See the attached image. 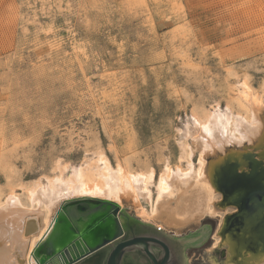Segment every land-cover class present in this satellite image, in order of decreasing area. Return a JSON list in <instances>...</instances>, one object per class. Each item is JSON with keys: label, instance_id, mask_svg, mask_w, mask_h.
<instances>
[{"label": "rangeland", "instance_id": "1", "mask_svg": "<svg viewBox=\"0 0 264 264\" xmlns=\"http://www.w3.org/2000/svg\"><path fill=\"white\" fill-rule=\"evenodd\" d=\"M243 87L264 106V0H0V200L151 174L149 197L141 187L119 203L158 227L137 204L149 208L166 172L197 165V122L249 119ZM217 223L161 230L209 225L187 264H224Z\"/></svg>", "mask_w": 264, "mask_h": 264}, {"label": "bare ground", "instance_id": "2", "mask_svg": "<svg viewBox=\"0 0 264 264\" xmlns=\"http://www.w3.org/2000/svg\"><path fill=\"white\" fill-rule=\"evenodd\" d=\"M244 88L240 99L249 108V119L234 120L226 113H212L207 122H197V135L193 137L199 146L197 165L191 167V162L189 172L181 177L173 178L166 172L160 176L156 198L149 208L137 204L139 216L156 219L160 230L178 228L206 215L216 216L212 247L222 252L224 264H264V106ZM233 169L240 177L232 176ZM150 177L131 175L125 184H108L92 182L85 175L83 180L88 182L81 185L70 180L61 189L30 190L28 205L15 194L7 195L0 200V264H36L31 251L48 230L53 206L60 199L103 194L101 198L119 203L130 191L138 202L141 187L149 197ZM235 183L259 184L252 200L241 209L239 202L225 201L222 192H229V186Z\"/></svg>", "mask_w": 264, "mask_h": 264}, {"label": "water", "instance_id": "3", "mask_svg": "<svg viewBox=\"0 0 264 264\" xmlns=\"http://www.w3.org/2000/svg\"><path fill=\"white\" fill-rule=\"evenodd\" d=\"M231 174L240 177L234 169ZM256 185H230L229 192L222 191L225 201L235 205L239 202L240 209L244 208L252 200ZM236 193L235 199L229 197ZM77 208L96 211L73 215ZM131 224L136 228L132 229ZM204 235L188 232L176 237L129 215L113 200L84 195L60 201L48 230L34 245L31 257L36 264H79L106 250L103 264H122L124 255L135 252L147 264H187L185 249L197 244Z\"/></svg>", "mask_w": 264, "mask_h": 264}, {"label": "flooded vegetation", "instance_id": "4", "mask_svg": "<svg viewBox=\"0 0 264 264\" xmlns=\"http://www.w3.org/2000/svg\"><path fill=\"white\" fill-rule=\"evenodd\" d=\"M131 228L135 229L136 225L135 224H131ZM211 227L209 225H202L196 232L192 233V234H204L205 235L200 239V241L197 242V244L187 247L185 249V254L186 257L188 255V252L191 250H195L197 251L198 249H200L201 247H203L205 245V243L208 241L210 235H211ZM207 232V233H206ZM176 236V235H173ZM176 237H182V236H176ZM106 255V250H101L98 253L93 254L92 256H90L89 258L83 260L82 262H80L79 264H103V260L104 257ZM143 256L137 252L135 253H128L126 255H124L123 257V261L122 264H147L146 261L143 260ZM194 261L197 260V258H193Z\"/></svg>", "mask_w": 264, "mask_h": 264}, {"label": "snow or ice", "instance_id": "5", "mask_svg": "<svg viewBox=\"0 0 264 264\" xmlns=\"http://www.w3.org/2000/svg\"><path fill=\"white\" fill-rule=\"evenodd\" d=\"M94 211H96V210L77 208V209H75V212L72 213V214L75 215V214L84 213V212H89V213H91V212H94Z\"/></svg>", "mask_w": 264, "mask_h": 264}]
</instances>
